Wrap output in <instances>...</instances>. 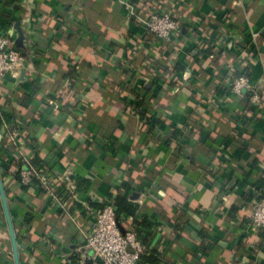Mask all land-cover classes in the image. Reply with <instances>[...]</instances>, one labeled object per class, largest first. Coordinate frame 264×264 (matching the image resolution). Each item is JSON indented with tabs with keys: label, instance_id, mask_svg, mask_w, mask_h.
<instances>
[{
	"label": "crops",
	"instance_id": "0c3cea01",
	"mask_svg": "<svg viewBox=\"0 0 264 264\" xmlns=\"http://www.w3.org/2000/svg\"><path fill=\"white\" fill-rule=\"evenodd\" d=\"M2 1L0 28L15 29L24 63L18 75L0 76V111L28 122L11 128L0 116V147L30 159L37 151L68 178L66 188L86 186L59 202L24 188L11 166L5 181L24 264H100L86 236L113 195L156 223L151 245L170 264H264V235L243 234L264 195L256 186L264 179V0ZM152 12L171 13L183 31L157 39L144 23ZM71 65L78 98L47 110L51 95L68 91ZM241 74L260 102L254 91H232ZM139 99L150 106L146 117ZM184 135L194 143L180 147ZM121 226L139 237L133 216ZM7 230L0 217V238ZM10 246L0 242L3 264H15Z\"/></svg>",
	"mask_w": 264,
	"mask_h": 264
},
{
	"label": "built area",
	"instance_id": "2783aa9c",
	"mask_svg": "<svg viewBox=\"0 0 264 264\" xmlns=\"http://www.w3.org/2000/svg\"><path fill=\"white\" fill-rule=\"evenodd\" d=\"M128 7L129 15L135 14L133 4L129 3ZM144 23L148 31L162 41H172L173 36L184 29L171 13L152 12ZM14 33L13 27L7 30L0 28V76L8 73L18 75L24 63V56L16 46ZM231 89L241 98L245 97L248 91H254L252 101L260 102L256 85L246 74L236 76L231 82ZM0 116L5 123L8 122L1 111ZM12 134L14 137L17 136L16 132ZM15 157L14 170L23 185L35 186L37 183L56 200L63 201L65 195L59 191V186L68 180L67 177L56 175L49 167L39 168L22 152H18ZM76 185L77 183L73 182L71 186L69 185V189H75ZM121 222L115 202L111 198L106 199L102 208L93 217L86 236L87 245L93 250L100 264H144L141 257L149 252L152 246L138 237L135 231L122 229ZM246 230L249 235L264 233V195L253 204Z\"/></svg>",
	"mask_w": 264,
	"mask_h": 264
},
{
	"label": "trees",
	"instance_id": "16d2710c",
	"mask_svg": "<svg viewBox=\"0 0 264 264\" xmlns=\"http://www.w3.org/2000/svg\"><path fill=\"white\" fill-rule=\"evenodd\" d=\"M4 1H2V2L4 3ZM62 23H63V21H62ZM66 23L67 22L64 21V25H67ZM79 24L80 25L82 24L81 26H83V23H79ZM183 67H184L183 65H176L174 68V71L180 73V70ZM68 77L70 78V81H71V84L69 86L68 91H66L65 93L51 95L50 100L49 99L46 100V103H45V108H47V110H49V108H51V106H53V104L55 105V103L59 102V101L63 102L66 106L70 107L73 99H76V97L78 98V94L75 91V84L79 79V73L76 70V68L74 67V65H71L70 70L68 72ZM77 100H79V99H77ZM134 103H135V107L138 110V112H140V114L142 116L146 117V113L150 109V106L146 102V100L145 99H139L138 101H135ZM4 115L7 118L9 124H11V128L21 129L28 122L27 119H25L22 116H20V117L17 116V114L14 112L4 114ZM146 119H148V117ZM179 133L180 132L176 129L173 137L175 138V136H177ZM187 143H189V144L194 143V141L192 140V137H189L188 135L182 136L180 138V141H179L180 147H183ZM15 155H16V151L12 152V149L0 147V170L2 173V178L4 181V186H5V190H6V194H7V198H8V202H9V206H10L11 211H12L11 202L13 200V190L7 185L5 180H6V176H7L8 172H10L11 166H13L16 162ZM31 161H32V163L37 165L39 168L49 167L48 162L45 159L41 158V156L37 153V151H35L34 155L31 157ZM16 177L18 180H20V177L18 174L16 175ZM77 184L78 185H76V189L79 191H81L83 189V187L85 186L84 180L78 181ZM23 186H24V188L29 187L28 185H23ZM256 186L258 188H260L262 191H264V179L258 180L256 183ZM35 187L37 188L38 191L44 190V188L37 183L35 184ZM59 191L64 193V195H67L69 189L66 188V182L65 181L62 182L61 185L59 186ZM110 198L116 204L117 215H118L119 219L122 221L123 219H125L128 216H133L135 218V222L137 225L136 228H137V232H138L139 237L144 242L149 243L151 245L152 237H154V236H152V233L150 231V227H152L156 223L151 220V218L149 217L148 214L143 215L141 217V220L137 219V217H138L137 215H138V211H139V205L137 203L129 200L126 196L113 195ZM235 210H236V208L232 207L229 210L230 211L229 213L233 216L236 212ZM0 217L4 222L7 223L1 199H0ZM33 218H34L33 213H27L25 222L30 223ZM12 219H13L15 232H16V235H17V238L19 241L21 233H22V229L19 227V223H18L16 217L12 215ZM178 227H179V225H178ZM179 228H182V227H179ZM245 228H244V233H243L244 236L246 234H248V231ZM199 234L204 236L205 233L203 231H200ZM262 234L264 235L263 232H262ZM1 236L2 237L0 238V242H4V241H10L11 242L10 233L8 230L6 231V233L4 235H1ZM151 246L152 247L150 248L149 252L144 253L142 255V257H141L142 263H144V264H170L164 259V253L161 252L157 248V245H151ZM9 249H10L9 257L12 258L13 252H12L11 246ZM20 260H21V264H24V261L21 258V256H20ZM3 262H4V258L0 257V264H3Z\"/></svg>",
	"mask_w": 264,
	"mask_h": 264
},
{
	"label": "water",
	"instance_id": "95a60500",
	"mask_svg": "<svg viewBox=\"0 0 264 264\" xmlns=\"http://www.w3.org/2000/svg\"><path fill=\"white\" fill-rule=\"evenodd\" d=\"M24 73H25V69H23V74ZM0 197H1L2 205H3V209H4V213H5V218H6V221L8 224L9 233H10L14 262H15V264H21L18 238H17L15 228H14L12 213L10 210V206H9V202H8V198H7V194H6L1 170H0ZM157 238H158V236H157Z\"/></svg>",
	"mask_w": 264,
	"mask_h": 264
}]
</instances>
